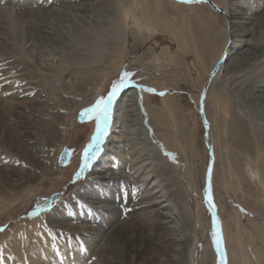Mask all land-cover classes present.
<instances>
[{
  "label": "rangeland",
  "instance_id": "1",
  "mask_svg": "<svg viewBox=\"0 0 264 264\" xmlns=\"http://www.w3.org/2000/svg\"><path fill=\"white\" fill-rule=\"evenodd\" d=\"M96 1L84 0L81 4L87 5ZM115 1L117 5L123 3L120 0ZM128 1L135 15L145 10L150 16V24L148 27H143L142 32L138 33L135 27L128 26L129 35L126 34L124 26L117 23L115 16L117 5H107L101 13L86 12L85 22L89 23L91 16L95 21L98 20L97 17H100L102 23L98 25H103V28L80 32L78 23L76 26L74 23L66 22L68 19L54 13H51L47 19H33V11L40 6H48L43 11H52L61 6L62 0H0V137L5 138L8 148L13 149L14 140L20 143L24 141V138L20 139L16 131L23 120L29 124L32 132L41 133L43 123L51 124L50 119L57 110H66L61 101L62 98L69 97L65 94L69 95L72 92L73 80L71 77L62 76L60 67L65 64L66 68H75V65L79 64L74 58H69V61L62 63L59 54L54 53L51 58L44 57L39 65H34L32 59L37 55L38 48L44 47L35 41H32L34 44L29 43L31 45L25 43L23 20L28 19V21L42 24L45 30L63 34L69 39L78 40V38L82 39L79 35L86 36V40L96 42L97 47L102 49L103 55L105 54L104 58L102 57L103 60L114 57L113 53L116 52L117 44L126 43H124L120 67L110 73L111 79L88 93L91 94L90 104L82 108L77 116L70 120L56 169L52 170L55 174L50 175L49 172H45L48 167L44 161V153L50 154L51 149L48 143H42L41 139L42 156L39 163H26L21 160L23 159L21 156L18 157L20 161H16L14 151L10 154L0 149L1 169H8L10 173H14L13 169H31L35 170L33 175L39 178L23 185V190L28 191L25 198H17L16 203L0 212V264H22L11 254L10 247L7 246L15 239L24 249L23 264H62L57 261V258H64L59 257L61 248L67 250L70 246L74 248V245L67 243L69 233L63 230L60 224L55 223L54 219L65 217L73 210L76 211L77 202L71 207L67 205V201L76 192L85 193L88 190L87 193L91 195L86 193V195H80L84 198L80 201L85 204L80 213L81 218H75L77 221L75 230H82V233L88 232L87 229L83 230L87 228L88 221L98 219L100 195L97 191H89L85 187L86 181L98 177L100 169L101 172L108 169L102 162V144L109 135V129L101 139L100 151L96 159L92 160L89 167L85 169L83 167L84 152L93 143L98 131L96 114L89 113L88 110L93 108L101 97L109 94L113 82L122 77L125 72L130 74L133 86L125 88L117 96L112 106L111 118L116 101L132 89L145 94L152 107L164 110L168 102L171 105L174 103L173 106L178 108L176 118L165 109L166 121L162 126L161 140L153 138L152 141L161 151L163 150L164 159L171 163V167L179 169V178L189 193L191 207L195 208L196 204L200 203L203 208L204 230H199L198 233V244L194 251L195 264H202L200 257L205 249L211 253L210 264H223L221 251L216 246L214 236L216 232L211 226V213L205 202L206 180L210 169L212 202L217 211V227L223 238L227 264H234L236 261L229 252V241L230 237L236 236L238 231L245 244L246 264H264V244L254 231V226L264 229V163L257 160L248 163L244 159L247 157L238 152L237 158H234L230 154L229 146L223 147L220 137L224 133V123H228L230 119L229 96L226 94L229 81L236 79L239 84L246 79L249 81L241 89L242 92L240 90L241 96L243 91L264 75L257 68L251 67L247 70L239 68L231 71L226 66L238 57L239 50L249 48L253 44V37L249 33L245 36L241 33L246 30L252 33L254 27L258 26V24L255 25V21L264 10V0H209L210 2L206 3L189 4L177 3L174 0ZM73 2L75 0H63L62 5L66 6L65 3L73 4ZM212 4L221 12L217 11ZM255 8L258 11L256 15ZM236 13L241 16L238 20L234 19ZM197 16L215 17L214 24L197 23ZM47 20L53 22L52 27L48 25ZM238 21L241 22L237 23ZM93 27L86 25V29ZM121 27H123L122 30ZM211 27H214L215 32H211ZM72 43L74 48L79 46L78 42ZM234 45L237 46L236 49ZM80 47L86 49L84 46ZM203 57L207 58L205 62ZM221 59H223L221 66L212 76L214 68ZM49 79H54V82ZM208 81L210 84L202 110L201 96ZM141 110L149 127V113L143 107ZM34 124L39 129L34 128ZM255 135L257 136H254V141L257 142V148H260L259 133ZM162 138L168 139L169 142ZM180 145L185 147V151L191 156L197 193L190 188L184 176L186 157L185 152L180 150ZM164 177L168 179L167 175ZM91 185L95 188L94 183ZM14 190L18 191V189ZM135 200L137 198H133L128 193L118 195V202H124L127 211L137 216L138 208L133 207L136 205L133 202ZM45 205L48 206V211L33 215L37 206L43 208ZM86 206H92L97 210H89L86 215L84 213ZM127 213L124 214L127 216ZM106 215L110 216V214ZM122 218L120 222L124 221ZM124 222L128 229L131 228L129 230L132 233L136 226L135 220L131 218ZM34 233H38V236L34 237ZM70 240L73 239L70 238ZM64 241L67 244L65 247H63ZM49 243L52 245L53 252L41 256L38 250L40 247L46 248ZM144 245L138 241L136 251L144 252L147 249ZM147 247L152 251L155 249L148 245ZM259 251L263 258L259 256ZM82 253L87 255V259L75 261L73 264H98V259L89 253L86 254L85 249ZM151 254L152 252L147 253L141 264L150 261ZM172 254L159 251L153 264H174L175 262H172L174 254ZM133 256V253L128 256L129 264L134 260Z\"/></svg>",
  "mask_w": 264,
  "mask_h": 264
},
{
  "label": "bare ground",
  "instance_id": "2",
  "mask_svg": "<svg viewBox=\"0 0 264 264\" xmlns=\"http://www.w3.org/2000/svg\"><path fill=\"white\" fill-rule=\"evenodd\" d=\"M83 1L75 0L73 2L74 5L65 3V6L62 5V0L61 6L52 11H43L48 6L42 5L33 11V19H47L51 13H54L66 20L68 19L66 22L71 24L78 23L80 32L98 30L103 28V25H98V23H102L101 18L97 17L98 20L95 21L91 16L89 23H87L84 21L87 18L84 14L86 12L101 13L102 9L107 5H117L115 0H97L87 5L81 4ZM120 1H123V3H118L115 16L117 23L124 26L126 34L129 32L128 26L130 28L135 27L138 33L142 32L143 27H148L151 20L145 10L135 15L128 0ZM257 12L255 8V15L258 14ZM259 15L260 17L255 21V25L258 24V28L254 27L251 31L252 33L247 30L241 33L244 36L250 34L253 37V44L249 48L239 50L238 57L226 65L229 70L232 71L239 68L247 70L252 67L264 73V10ZM234 17V19L238 20L241 16L236 13ZM46 22L49 26H53V22L48 20ZM240 22L238 21L237 23ZM250 22L252 23V21ZM23 24V39L25 43L31 45L29 43L35 41L44 47L38 48L37 55L32 59L34 65H39L44 57L51 58L54 53L59 54L62 63L69 61V58H74L79 63L75 65V68H66L65 64L60 67L62 76L71 77L73 80L72 92L69 95L65 94L69 97H64L61 101L66 108L65 111L57 110L52 119H50L51 124L43 123L41 133L32 132L29 124L23 120V123L20 127H17L16 131L20 139L24 138V141L20 140V143L14 140L13 149L6 147L5 138L3 136L0 137V149L8 151L10 154L14 151L17 157L15 158L16 161H20L18 157L21 156L23 157L21 160L30 164L31 162L39 163L41 161L40 139L42 143H48L51 151L49 152L50 154L44 153V161L48 167L45 172L53 175L55 172L52 170L56 169L70 120L76 117L82 108L90 104L91 94L88 93L102 85L106 80L111 79L110 73L120 67L126 43L117 44L116 52L113 53L114 57L111 56L107 60H103L105 54L103 55L102 49L97 47L96 42L86 40V36L79 35L82 39L77 37L78 40L69 39L63 34L45 30L46 28L42 24L28 21V19L23 20ZM87 24L94 27L86 29ZM122 28L120 29L122 30ZM96 38L99 39V37ZM72 42H78L79 46L74 48V43ZM80 46H84L86 49ZM234 48L236 49L237 46L234 45ZM202 59L205 62L207 58L203 57ZM261 77V79L253 82L246 91H243L244 93L241 96L239 94L240 90L248 84L249 81L247 79L243 80L241 84L236 79H231L226 88V94L229 96L228 112L230 119L228 123H224V133L220 135L221 142L223 147L229 146L230 154L234 158H237V152L242 153L247 157L244 159L248 163L256 160L264 163V75ZM49 80L54 82V79ZM237 101L240 103L239 105ZM169 104L167 102L165 109L176 118L178 108L173 106L174 103L172 105ZM142 107L149 113V127L146 125L145 116L141 110ZM165 109L150 106L148 97L143 93L140 94L135 89L130 90L127 95L125 94L116 101L108 127L109 135L102 144V162L108 169L105 172H101L102 170L100 169L98 177L86 181L85 187L89 191H97L98 195H100L98 198L100 201L98 203L99 217L88 221L87 228L83 229H87L88 232L82 233V230H75L77 222L75 218H81L80 213L85 204L80 201L84 199L80 195L91 194L87 193V189L85 191L86 194L82 191L73 194V197L67 201V205L71 207L73 203L77 202L76 211L74 212L73 210L65 217L54 219L55 223L60 224L61 228L69 233V238L66 240L67 243L74 245V248L66 246L67 250L61 248L62 251L59 257L64 258H57L58 262L73 264L75 261L87 259V255L82 253L85 249L86 254L89 253L98 259V264H110L111 262L129 264L128 256L132 253L134 254V260L131 261V264H141L142 260H145V255L150 252H152V257L149 258L150 261L145 263L153 264L159 251L166 254L173 253L172 262H175L174 264H195L194 251L198 244V233L199 230H204L203 208L200 203L196 204L195 208L191 207L189 193L179 178V169L173 165L174 168L171 167V163L164 159L163 150L161 151L152 141L153 138L158 141L161 138L162 126L165 125L166 121ZM35 127L39 129L36 124H34ZM258 133L260 136L258 137L260 139H258L260 148H257V142L254 141V136H257L255 134ZM162 139L167 143L169 142L166 138ZM179 147L180 150L185 152L186 157L184 176L190 188L197 193L191 156L185 151V147L181 145ZM13 171L14 173H10L8 169L0 168V212L7 210L13 203H16L17 198H25L28 195V191L23 190L25 183L39 179L38 176H34L35 170L32 171L25 168L24 170L13 169ZM165 175L168 176V179H165ZM92 183L95 184V188L91 185ZM14 189H18V191ZM127 193L133 198H137V200L133 201L136 204L133 207L138 208L137 216L127 211V206H125L124 202H118V195H126ZM77 199L79 200L76 201ZM89 210L95 211L97 209L92 206H86L84 213L88 215ZM126 212H128L127 216L124 214ZM106 214H110V216L107 217ZM121 218L124 221L131 220V218L135 220L136 226L133 231L131 230L132 233L129 230L131 228H127L126 222H120ZM254 231L264 244V229L260 226H254ZM34 235V237H37L38 233H34ZM70 238L73 240H70ZM66 241H64L63 247L67 245L65 244ZM138 241H141L142 245L146 243L144 247L147 249L144 252L136 251ZM50 243L46 248L40 247L38 251L41 256L45 255V253L53 252ZM147 245L154 247V251L149 250ZM7 246L10 247L11 254L23 264L24 249L20 242L15 239L9 242ZM229 252L233 260H236L234 264H246L245 244L240 231H238L236 236L230 237ZM258 253L263 258L260 251ZM200 260L202 264H210L211 253L208 249H205L202 253ZM65 261L67 262L65 263Z\"/></svg>",
  "mask_w": 264,
  "mask_h": 264
},
{
  "label": "snow or ice",
  "instance_id": "3",
  "mask_svg": "<svg viewBox=\"0 0 264 264\" xmlns=\"http://www.w3.org/2000/svg\"><path fill=\"white\" fill-rule=\"evenodd\" d=\"M181 2L191 3L193 0H181ZM195 2L199 3H206L207 0H195ZM133 86L132 81L130 79V74L125 72L122 77H120L117 81H114L109 94L106 97H101L95 104V106L88 110L89 113L96 114L95 118L98 122V131L97 136L94 137L93 143L88 146V148L84 152V165L83 167L86 169L89 167L92 160L96 159L99 151H100V142L104 135L107 134L108 128L107 125L111 118V110L114 101L116 100L117 96L120 94L122 90L125 88ZM210 208L213 210V215H215V206L211 199V185L209 183V200H208ZM48 206L45 205L43 208L37 206L33 215H39L41 212L48 211ZM218 224V222H217ZM216 239V246L217 249L221 251L222 260L224 257V253L222 251V237L217 231L214 233Z\"/></svg>",
  "mask_w": 264,
  "mask_h": 264
},
{
  "label": "water",
  "instance_id": "4",
  "mask_svg": "<svg viewBox=\"0 0 264 264\" xmlns=\"http://www.w3.org/2000/svg\"><path fill=\"white\" fill-rule=\"evenodd\" d=\"M174 1H176L177 3H181V4H189V3H187V2H181V0H174ZM193 2H195V0H193ZM207 2H210V1L207 0ZM191 3H192V2H191ZM212 5H213V4H212ZM213 6H214V8H215L217 11L221 12L217 6H215V5H213ZM226 54H227V52L225 53V56H226ZM222 62H223V59H221V60L217 63L216 67H215L214 70H213L212 76H214V75L216 74V72L218 71V69H219V67L221 66V63H222ZM209 84H210V82L208 81V82L206 83L204 89H203V93H202V96H201V107H202V110H203V105H204L205 95H206V93H207V88H208ZM204 123H205V119H204ZM210 181H211V169H210V171H209V174H208V176H207V180H206V197H205V202H206V207H207V209H208V210L210 211V213H211V226H212V229H213L215 232H217V231H219V230H218V227H217V211L214 209V210H215V215H213V210H212V208H210L209 203H208V200H209V183H210ZM211 199H212V195H211ZM219 233H220V232H219ZM220 235H221V233H220ZM221 237H222V235H221ZM221 247H222V251H223V253H224L223 264H227V256H226V251H225V247H224V244H223V238H222V245H221Z\"/></svg>",
  "mask_w": 264,
  "mask_h": 264
},
{
  "label": "crops",
  "instance_id": "5",
  "mask_svg": "<svg viewBox=\"0 0 264 264\" xmlns=\"http://www.w3.org/2000/svg\"><path fill=\"white\" fill-rule=\"evenodd\" d=\"M214 19L215 17H200V16H197L196 20H197V23H206V24H210V25H213L214 24ZM214 27H211V32H215Z\"/></svg>",
  "mask_w": 264,
  "mask_h": 264
}]
</instances>
